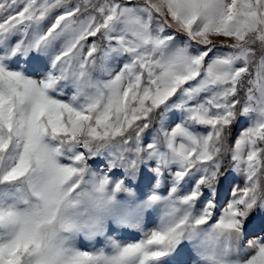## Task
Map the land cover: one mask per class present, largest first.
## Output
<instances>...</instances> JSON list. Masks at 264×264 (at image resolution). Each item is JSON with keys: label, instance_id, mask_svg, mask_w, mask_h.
Returning a JSON list of instances; mask_svg holds the SVG:
<instances>
[{"label": "snow or ice", "instance_id": "1", "mask_svg": "<svg viewBox=\"0 0 264 264\" xmlns=\"http://www.w3.org/2000/svg\"><path fill=\"white\" fill-rule=\"evenodd\" d=\"M193 262L264 264V0H0V264Z\"/></svg>", "mask_w": 264, "mask_h": 264}, {"label": "rangeland", "instance_id": "2", "mask_svg": "<svg viewBox=\"0 0 264 264\" xmlns=\"http://www.w3.org/2000/svg\"><path fill=\"white\" fill-rule=\"evenodd\" d=\"M257 58H259V54H257ZM240 130H241V126H239V125H237L233 129L232 134L229 137V144H232L234 142V139L236 136H238ZM93 167H94V165H93ZM237 182H239V179L237 180ZM226 195H227V192H226V186H225V188L221 189V193H220L221 201H223V199L225 198ZM153 219H155V217H153ZM147 226L150 228L153 225L151 224V222H149ZM116 235L121 236L124 242H133L135 240H138L141 237V233L137 232L134 229H127V230L123 231L122 233H117ZM99 246H102V245H98V247ZM177 259L180 261H183V260L187 259V256L182 255V256L178 257ZM193 264H194V262H193Z\"/></svg>", "mask_w": 264, "mask_h": 264}]
</instances>
